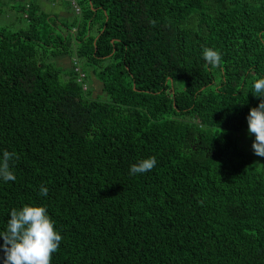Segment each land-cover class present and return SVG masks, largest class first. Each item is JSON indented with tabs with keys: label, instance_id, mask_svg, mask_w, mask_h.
Returning a JSON list of instances; mask_svg holds the SVG:
<instances>
[{
	"label": "trees",
	"instance_id": "trees-1",
	"mask_svg": "<svg viewBox=\"0 0 264 264\" xmlns=\"http://www.w3.org/2000/svg\"><path fill=\"white\" fill-rule=\"evenodd\" d=\"M38 1L0 0V232L36 205L51 264H264V157L236 135L264 99V0H66L63 19Z\"/></svg>",
	"mask_w": 264,
	"mask_h": 264
},
{
	"label": "clouds",
	"instance_id": "clouds-1",
	"mask_svg": "<svg viewBox=\"0 0 264 264\" xmlns=\"http://www.w3.org/2000/svg\"><path fill=\"white\" fill-rule=\"evenodd\" d=\"M204 60L212 67L221 64V54L214 49L203 50ZM254 92L264 96V78L254 82ZM248 132L255 136L252 148L257 156L264 157V99L260 100L257 107H253L247 116ZM14 153L3 152L0 159V179L5 182L16 179L11 170L10 161ZM157 163L156 158L148 157L140 160L130 167V174L151 171ZM40 193L47 195L48 189L41 186ZM7 220V228L0 232L3 244V264H51L53 253L60 245L62 236L55 229L54 221L47 212L46 207L24 205L21 209H12Z\"/></svg>",
	"mask_w": 264,
	"mask_h": 264
},
{
	"label": "rangeland",
	"instance_id": "rangeland-1",
	"mask_svg": "<svg viewBox=\"0 0 264 264\" xmlns=\"http://www.w3.org/2000/svg\"><path fill=\"white\" fill-rule=\"evenodd\" d=\"M65 6L67 5V2L66 0H60ZM5 3L7 2V0H1V3ZM48 1L45 2V5L47 7H50L51 5H48ZM45 6V8H47ZM2 11H0V26H7L9 24H14V22L11 20L10 17L4 15L5 13V10L7 9L6 7H2ZM4 10V11H3ZM73 14V13H72ZM18 23V22H17ZM21 23L23 24V21H21ZM15 25V24H14ZM79 63V66H82V68H84V72L89 74V78H91V75L93 74V66L90 65V64H86L83 60H79L78 61ZM63 78L66 77L65 74L62 75ZM90 82H92V79H90ZM178 85H182V82L181 81H178L177 82ZM92 95L93 96H96L97 94L100 93L99 91V86L96 84V86L93 88L92 86ZM98 98L101 99V100H105V101H108V97L106 94L104 93H100V95H98ZM238 136V139H239V143L241 144V146L246 150V151H250L252 153H254V150L252 148V144H253V141L255 140V136L254 135H250L248 131H242V132H239L238 134H236ZM255 154V153H254ZM256 155V154H255Z\"/></svg>",
	"mask_w": 264,
	"mask_h": 264
},
{
	"label": "crops",
	"instance_id": "crops-1",
	"mask_svg": "<svg viewBox=\"0 0 264 264\" xmlns=\"http://www.w3.org/2000/svg\"><path fill=\"white\" fill-rule=\"evenodd\" d=\"M48 5H51V6L50 7H47L45 5V2H39V5L38 6L44 12L50 13V14L51 13H55L61 19L72 15L71 8H68V3L65 6L60 0H54L53 3H48ZM45 6L47 8H45ZM57 63L59 65H61L63 68H66V69H71V67H72L71 57L68 56V55L59 56L57 58Z\"/></svg>",
	"mask_w": 264,
	"mask_h": 264
}]
</instances>
